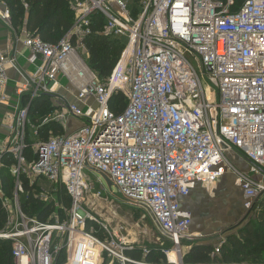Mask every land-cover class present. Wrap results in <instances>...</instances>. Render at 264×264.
I'll return each instance as SVG.
<instances>
[{"label":"built area","instance_id":"1","mask_svg":"<svg viewBox=\"0 0 264 264\" xmlns=\"http://www.w3.org/2000/svg\"><path fill=\"white\" fill-rule=\"evenodd\" d=\"M135 6L129 10V0H71L73 26L55 45L24 28L15 31L6 7L0 13V22L29 52L23 58L35 66L34 72L22 73L17 56L8 57L0 48V106L11 109L0 147V202L6 214L0 241L11 244L13 264H55L63 253L64 264H71L79 241L98 250L85 258L160 264L146 261L150 251L128 240L126 224L116 232L103 226L105 240L85 229L89 221L97 222L82 207L92 190L89 173L104 177L125 201L148 211L172 245L163 251L167 262L161 264H184L182 244L202 238L190 233L192 214L182 207L197 185L213 186L229 173L247 215L264 198V0H139ZM95 13L104 18L105 36L125 40L104 81L88 67L82 43L91 34ZM10 68L23 80L16 84L13 107L5 92ZM59 74L75 93V103L66 107L57 98ZM203 76L209 85L202 84ZM115 94L125 98L120 113L110 109ZM40 97L50 99L52 112L26 132L35 113L31 107ZM69 118L81 126L39 140L40 128L56 123L65 132ZM228 151L239 154L247 170L231 164ZM6 168L14 182L11 197L1 188ZM46 184L69 196L66 221L58 210L46 222L23 211V197L46 204ZM171 252L178 262L170 260Z\"/></svg>","mask_w":264,"mask_h":264},{"label":"trees","instance_id":"2","mask_svg":"<svg viewBox=\"0 0 264 264\" xmlns=\"http://www.w3.org/2000/svg\"><path fill=\"white\" fill-rule=\"evenodd\" d=\"M0 2L9 11L11 25L15 31L24 28L28 33L47 44H57L71 30L74 23L75 15L71 9V0H0ZM137 2L139 0H129V6H134ZM24 5H27L28 8L25 9ZM104 24V18L99 13L93 14L90 24L91 34L82 42L87 51V65L100 81H104L110 76L125 47L124 39L103 34ZM72 43L75 44V39H72ZM125 105V98L122 94L113 95L110 101V109L113 112L120 113ZM31 108L34 109L33 111L44 110L46 114L52 112L48 97L38 98ZM63 132L58 124L48 123L40 128L39 140L60 136L63 135ZM6 166L8 167L9 164L6 163ZM24 187L25 190H29L25 184ZM1 188L8 197H11L14 182L8 168L4 169L1 174ZM68 200H70L69 196L65 199L67 204ZM20 205L27 215L36 217L40 222H46L52 211L51 204L47 205L32 196L21 200ZM58 213L61 218L62 213L59 210ZM260 213L253 212L251 220L235 234L226 237L219 249L218 256H211L214 250L211 245H193L183 257L184 264H264L263 210H260ZM5 222L6 214L0 202V231L4 229ZM88 227L89 223L86 226L87 230H89ZM127 255L134 259L141 258L138 252H127ZM152 257L148 255L146 261L165 262V257L162 254L156 260ZM256 257H263V260L259 263H249L250 261L254 262ZM64 259L62 254L55 264H60ZM0 264H13L9 242L0 241Z\"/></svg>","mask_w":264,"mask_h":264},{"label":"rangeland","instance_id":"3","mask_svg":"<svg viewBox=\"0 0 264 264\" xmlns=\"http://www.w3.org/2000/svg\"><path fill=\"white\" fill-rule=\"evenodd\" d=\"M109 5L113 11L116 12L115 8L111 4ZM133 9H136L135 4L134 6L129 7V10ZM131 12H133L132 16L135 17L136 14L139 13V10ZM79 54L82 55L81 51H79ZM82 57L85 58L84 55H82ZM192 63L196 68L197 73L202 76V73L196 67V63ZM203 77L205 82L202 81V84L204 86L209 85L207 77ZM39 112H42L43 114L38 113V115L31 116V120L29 119L26 132L32 133V127L34 126V123L36 125L39 123L42 117L49 115L46 114L44 110ZM226 157L229 162L237 169L241 171L247 170L248 164L245 162V160H243V158L239 156V154L228 151L226 153ZM222 181L225 184L231 183L228 190L224 191V186L220 185ZM87 183L90 187H92V190H90L86 195L84 201L82 202V207L90 212L91 216L97 220L98 223L89 221L88 229L96 233L99 238L103 240L107 238V234L104 232L103 226H105L110 232H116L118 225L126 224V229L129 235L128 240L135 247L146 248L148 251H150L149 256H153L152 258L154 260H156L160 254L165 257L163 251L172 249L171 243L159 231L145 208L141 206H133L128 201H125L123 197H121L120 193L115 188H112L110 183L99 174L89 173ZM199 187L202 188V192L204 191L206 194V200L204 203L207 206L206 208H210V212L219 213L227 210V223L222 231L225 232L223 235H226V237L227 234H235L237 230L242 228L249 220H251V218H253V215H247V211L244 209L241 203V194L239 190L233 185V177L229 173H227L213 186L200 185ZM98 192L102 195L101 199H95L93 197V195ZM66 198H68V196L64 189H56L51 185H46V204L52 205V211L59 210V212L62 213V217L60 218L61 221L67 220L68 210L70 207V200H68L69 203L67 204L65 201ZM23 199L24 197L21 200ZM55 205L58 206L55 207ZM263 206L264 198L260 200L255 206L254 210L256 214H261L260 210H263L264 214ZM262 216V220H264V215ZM85 229L87 228L85 227ZM121 235H125V233L122 232ZM222 241L225 242V240ZM56 242L57 241L54 239L52 247L56 244ZM189 245L190 244L185 242L182 244L181 251L183 257ZM64 255L65 254L63 253V256ZM169 258L171 261L177 260L175 254H172ZM254 260V262L250 261L249 263H259L261 260H263V257H256ZM165 262H167L166 257ZM165 262L162 261L160 264ZM64 263L65 260L60 262V264ZM99 264H108L105 255L101 257Z\"/></svg>","mask_w":264,"mask_h":264},{"label":"crops","instance_id":"4","mask_svg":"<svg viewBox=\"0 0 264 264\" xmlns=\"http://www.w3.org/2000/svg\"><path fill=\"white\" fill-rule=\"evenodd\" d=\"M4 9L5 6L0 2V13ZM14 37L15 34L9 28L5 27L2 22H0V48L8 57L12 55L17 56L19 70L22 73L28 74L34 72L35 66L29 65L23 58L29 56V52L23 48L21 42H15ZM8 76L9 83L5 89V92L10 98V106L13 107L16 101V84L22 82L23 80L22 77L12 68L8 70ZM57 98L65 107L68 104L75 103V93L72 92L71 89H69L68 81L61 74L57 75ZM10 111L11 109L8 107L0 106V147L3 141L5 128L9 124L6 115L9 114ZM63 112H65V108ZM38 113L39 111L36 110L35 113L31 114V116L38 115ZM80 126V122L69 118L66 122V130L65 132H63V134L68 135L77 130ZM230 184L231 183L225 184L223 181L220 183L221 186H224V191L230 188ZM46 185L49 186V184ZM199 186L200 185H197L191 191L190 195L182 202V207L192 214V225L190 228V233L194 235H200L202 237L201 239L191 243L186 249L185 254L188 253V251L190 250L189 248L193 245H211L213 247H216L222 240H225L226 237V235H223L225 232L222 231L227 223V210L219 213L210 212V208H206L207 206L204 203V201L206 200V194L204 191L202 192V188H200ZM239 192L241 194L242 203V193L240 190ZM229 235H231V233L227 234V236ZM136 248L139 250L142 247Z\"/></svg>","mask_w":264,"mask_h":264},{"label":"bare ground","instance_id":"5","mask_svg":"<svg viewBox=\"0 0 264 264\" xmlns=\"http://www.w3.org/2000/svg\"><path fill=\"white\" fill-rule=\"evenodd\" d=\"M79 242H80V247L79 248L78 247L75 248L76 250H75V254H74V261L72 262V264H99L100 259L97 258V257H95L94 259H91L89 256H87L85 258V255L88 252H90V251L91 252L94 251L95 256H97L98 250L92 248L90 246L89 242H82V241H79ZM76 243H77V246H78V242H76ZM76 253H78L79 260H77L78 257H76ZM172 254H175V253L174 252H171L170 255H169V257ZM172 262H178V258H177V260L172 261Z\"/></svg>","mask_w":264,"mask_h":264}]
</instances>
